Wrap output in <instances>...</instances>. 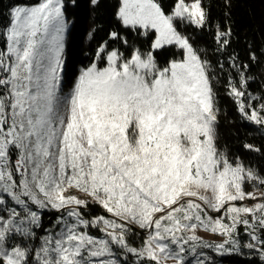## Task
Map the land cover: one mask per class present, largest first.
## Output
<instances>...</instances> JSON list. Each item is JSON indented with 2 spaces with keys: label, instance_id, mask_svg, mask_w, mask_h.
<instances>
[{
  "label": "snow or ice",
  "instance_id": "1",
  "mask_svg": "<svg viewBox=\"0 0 264 264\" xmlns=\"http://www.w3.org/2000/svg\"><path fill=\"white\" fill-rule=\"evenodd\" d=\"M114 15L67 91L65 0H17L0 24V264L264 261V163L219 144L217 91L264 132V48L230 52L226 12L214 63L186 32L211 27L203 0H118Z\"/></svg>",
  "mask_w": 264,
  "mask_h": 264
},
{
  "label": "trees",
  "instance_id": "2",
  "mask_svg": "<svg viewBox=\"0 0 264 264\" xmlns=\"http://www.w3.org/2000/svg\"><path fill=\"white\" fill-rule=\"evenodd\" d=\"M72 2V8H68L72 18L65 45V89L71 86L79 69L90 62L92 53L97 44L107 38V34L113 28L120 27L115 19L117 0H99L98 6H93L90 0H66ZM17 0H0V24L7 23L8 11ZM167 7L171 0H162ZM205 7L210 11L211 27L205 30H197L189 26L187 34L195 40L198 47L206 49L209 58L215 63L218 55L213 33L217 24L226 22L225 13L230 12L227 23L233 29V39L230 52L239 54L240 59L247 60L248 46L253 44L257 51L264 48V0H231L230 9L225 8V0H203ZM95 29L90 37L89 32ZM144 37H140L143 42ZM161 62H166L178 50L172 47L158 51ZM264 64L256 65L252 69V75L257 80L251 83V90H258L260 80L264 79L261 72ZM223 79V77H222ZM218 103L220 106L219 117V144L227 146L231 153L240 155L246 160H251L257 165L264 163L258 154L246 151L243 148L245 142L264 147V132L258 126L251 125L242 120L236 110L233 100L225 94V89L217 85ZM98 211V209H94ZM55 219V213L48 211L44 215V226L48 227L50 221ZM212 260V264H264L258 255H253L244 249L241 254L225 253L223 255L211 249H205ZM189 259H192L189 257Z\"/></svg>",
  "mask_w": 264,
  "mask_h": 264
},
{
  "label": "rangeland",
  "instance_id": "3",
  "mask_svg": "<svg viewBox=\"0 0 264 264\" xmlns=\"http://www.w3.org/2000/svg\"><path fill=\"white\" fill-rule=\"evenodd\" d=\"M117 1H118V0H117ZM72 6H73L72 2H70V1H66V0H65V13H66V18H67V20H68V22H69V24H68V29H67V31H66V33H65V45H66V39H67V35H68V31H69V27H70V24H71V21H72V18H71V16H70V13H69L68 8H69V7L72 8ZM64 63H65V51H64ZM67 90H68V88L65 89V91H67ZM198 234L201 235L202 237H204L205 239L210 240V241L219 242V240H220V237H219V236H217V235H215V234H212V233H210V232H205V231L202 230V229L200 230V232H199Z\"/></svg>",
  "mask_w": 264,
  "mask_h": 264
}]
</instances>
